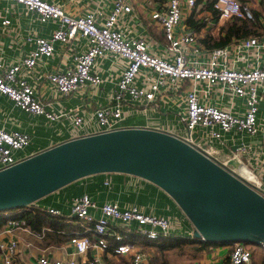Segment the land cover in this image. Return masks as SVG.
Returning a JSON list of instances; mask_svg holds the SVG:
<instances>
[{
  "label": "built area",
  "instance_id": "1",
  "mask_svg": "<svg viewBox=\"0 0 264 264\" xmlns=\"http://www.w3.org/2000/svg\"><path fill=\"white\" fill-rule=\"evenodd\" d=\"M71 1L74 0H64L65 3ZM0 2L20 4L40 21L56 22L48 37L27 38L35 46L20 62L4 66L0 61V94L7 96L20 110L43 116L49 122L69 119V139L127 127L123 125L126 116L156 111L164 104L171 110V107L176 109L174 114L183 132L172 127L155 129L196 145L215 160L219 159L220 150L212 142L224 144V134L254 136L262 129L259 104L264 100V27L257 35L232 38L224 46L207 48L184 21L185 12L195 7L196 0H166L150 15L165 41L164 55L159 56L152 52L147 32L139 30L137 12L128 0H112L109 8L97 6L76 16L67 13L64 5L47 0ZM213 7L221 19H254L250 5L239 0H213ZM9 23V18L1 21L2 25ZM77 38L83 39L85 47L72 54V64L47 72L44 80L55 96H69L87 87L100 88L108 82L109 72H117L122 67L108 103L91 113L78 107L59 111L48 108L49 104L37 97L28 79L20 75L22 69L29 72L38 62L51 57L57 44H74ZM98 58L101 60L99 69L95 63ZM209 94L216 96L218 102L211 103L207 98ZM237 100L243 103L236 104ZM225 102L228 106L223 104ZM30 142L29 133L0 126V170L32 155L20 153ZM234 151L230 157L218 161L264 196L262 179L237 157L245 151L243 143ZM230 160L237 165L232 166ZM244 168L251 178L239 172ZM110 183L109 179L105 181L106 186ZM46 214L51 218L63 215L54 207L47 208ZM65 218L69 223L79 224V229L68 233V242L77 254H83L89 248L108 249L106 238L110 236L116 242L112 253L129 255L130 264H147L148 256L126 240L129 233L135 231L147 239H156L175 230L167 215L145 213L137 204L120 205L115 200L99 205L87 194L72 197ZM7 223L8 232L24 224L14 218L8 219ZM133 223L135 229L131 226ZM260 246L264 251V241ZM0 250V264H12L16 241L0 243ZM227 259L228 264H249L251 251L243 242L236 241L229 249ZM36 264L109 263L94 254L83 263L75 257L64 260L39 255Z\"/></svg>",
  "mask_w": 264,
  "mask_h": 264
},
{
  "label": "crops",
  "instance_id": "2",
  "mask_svg": "<svg viewBox=\"0 0 264 264\" xmlns=\"http://www.w3.org/2000/svg\"><path fill=\"white\" fill-rule=\"evenodd\" d=\"M51 3H58L65 6V11L73 16L81 15L88 10L99 7H111L112 0H74L71 2H64V0H47ZM137 12V24L139 30L144 29L149 37V42L152 44V52L156 55L163 56L162 50L164 45V38L162 32L151 21V12L154 9L160 8L166 0H128ZM212 0H196V5L192 10L186 11L184 21L187 26L193 29L198 39H201L210 34L218 36L221 26L226 21L219 17L215 18L209 4ZM241 3H247L252 8V11L258 14L259 21L262 23L261 29L264 27V0H239ZM4 18H9L10 23L2 25L1 21ZM191 20L192 23H188ZM56 27V22L40 21L36 16L26 10L22 5L14 2H0V61L4 66L20 62L35 46L34 42L27 40L29 36H43L48 37L52 30ZM85 47L82 38H77L74 44L61 45L57 44L51 57L44 59L36 64V66L27 72L25 69L20 71V75L25 76L33 85L37 97L45 104H49L48 108L59 111L60 109L83 108L84 111L93 112L95 108L106 105L109 101L114 82L119 76L121 68L116 71L109 72L108 82L102 84L100 88L87 87L85 90H80L69 96H55L51 87L47 86L45 82V74L49 71H54L57 68H64L72 64V54L76 51H81ZM100 59L96 60V66L99 69ZM121 65H124L123 60ZM101 72V70H99ZM208 100L211 103H217L218 99L212 94L208 95ZM243 101L237 100L236 104H242ZM223 104H226L223 103ZM171 105V104H170ZM228 106V104H226ZM225 105V107H226ZM168 104L159 105L156 111H149L144 113H135L128 115L123 121L124 126H141L152 128H174L176 131L182 133L183 129L178 124L177 116L174 114L176 109ZM261 131L258 135L249 136L246 133H226L224 134V144L220 141L212 142L220 150L218 157L220 160L230 157L236 148L245 146V151L241 155H237L247 167L254 171L259 178L264 182V100L259 104ZM0 126L6 129H17L27 132L31 136L30 144L20 153L25 155L35 154L43 149H46L54 144L62 142L70 138L71 122L64 118L58 122H49L43 116L34 115L20 110L14 106L13 102L5 95L0 94ZM218 159V160H219ZM232 166H236V162H232ZM244 168L239 170L246 178L250 177V172ZM245 171V172H244ZM111 180L109 186L105 185L106 180ZM136 185V186H135ZM137 188V189H135ZM134 190L139 191V195L134 197ZM126 192L132 193L131 198L125 199ZM87 194L99 205L104 201H118L120 205L134 203L137 204L145 213L164 214L170 217L172 225L175 227L176 234L183 233L191 235L193 226L181 212L175 202L162 190L153 184L144 181L136 176L115 174V173H99L86 176L75 180L66 186L48 194L47 196L35 201L24 209L15 211L0 212V243H9L16 241V251L12 255V264H36V259L39 255H47L51 258L67 259L75 257L80 263L85 262L94 254H99L106 262L121 256L127 261L129 255H114L109 249L96 250L89 248L83 254H77L75 247L67 240L60 244H54L45 237L47 232L43 226L41 231H34L26 223L24 211H32V208H39L42 210L41 215L48 219H53L46 214L47 208L54 207L62 211L63 222L68 224V233L74 229H79V224L76 222L69 223L65 216L69 213V206L72 197L76 195ZM167 195V196H166ZM171 200H170V199ZM150 204V205H149ZM168 208V209H166ZM182 217V218H181ZM16 219L24 224L20 227L14 228L8 232V219ZM60 218V217H59ZM55 219V218H54ZM182 221V226L180 224ZM72 225V226H71ZM132 228L136 226L131 224ZM182 227V228H181ZM50 230V229H49ZM124 233L127 231L123 230ZM41 233V234H38ZM173 235V236H179ZM91 236V235H90ZM70 237V235H69ZM110 237V236H108ZM107 237V238H108ZM170 237V236H169ZM106 238V239H107ZM193 238V237H192ZM112 237L107 239L112 241ZM201 239V238H200ZM127 241L133 242L137 247L146 249L147 264H151L156 258L157 250L142 243V236L133 231L127 236ZM232 243V242H230ZM219 243L215 245H208L196 255L190 256L191 262L188 264H228V252L233 244ZM249 248V247H248ZM250 250V249H249ZM171 251V250H170ZM170 251H165L164 256L167 264H174L170 257ZM175 253L174 251H172ZM177 255V254H175ZM1 256V250H0ZM164 260L163 258L158 259ZM262 261L264 264V251L259 245V252L254 253L251 250V260L249 264H256ZM176 263V262H175ZM180 264H184L180 262Z\"/></svg>",
  "mask_w": 264,
  "mask_h": 264
},
{
  "label": "water",
  "instance_id": "3",
  "mask_svg": "<svg viewBox=\"0 0 264 264\" xmlns=\"http://www.w3.org/2000/svg\"><path fill=\"white\" fill-rule=\"evenodd\" d=\"M99 173L136 176L157 186L192 224L194 238L264 241V196L196 145L141 126L64 140L0 170V212L24 209Z\"/></svg>",
  "mask_w": 264,
  "mask_h": 264
},
{
  "label": "trees",
  "instance_id": "4",
  "mask_svg": "<svg viewBox=\"0 0 264 264\" xmlns=\"http://www.w3.org/2000/svg\"><path fill=\"white\" fill-rule=\"evenodd\" d=\"M209 9L212 10L215 18L219 17V12L213 7V0L210 1ZM254 19L253 20H243L240 18L233 17L226 21L223 26L220 28L218 36H212L207 34L201 39V43L207 48H215L226 45L232 38L245 37L249 35H257L262 27V23L259 21V16L253 11ZM188 23H192L191 20H188ZM121 176L125 174H120ZM167 196V195H166ZM125 197V196H124ZM170 199V198H169ZM171 200V199H170ZM32 211H24L23 215L25 216L26 223L34 231H41L43 226H48L50 230H46L45 237L54 244H60L61 242L69 240L68 234V224L63 222V217L47 219L46 216L41 215L42 210L39 208H32ZM72 226V225H71ZM79 227V226H78ZM179 236H173L178 235ZM171 231L168 236H160L156 239H147L142 236V243L149 244L157 250V255L154 256L156 259L151 264H167L164 253L165 251H175L179 254H188L196 255V253L203 250L208 245H215L219 243H230V242H208L200 238H192L191 235L178 233ZM170 236V237H169ZM108 237L107 239H109ZM113 242L108 241V249L110 251L116 246V242L112 239ZM149 242V243H148ZM248 242V241H245ZM233 243V242H232ZM251 243V242H250ZM178 250V251H177ZM164 260L158 259L163 258ZM109 264H114L113 261L108 260ZM122 264H130L125 260Z\"/></svg>",
  "mask_w": 264,
  "mask_h": 264
},
{
  "label": "rangeland",
  "instance_id": "5",
  "mask_svg": "<svg viewBox=\"0 0 264 264\" xmlns=\"http://www.w3.org/2000/svg\"><path fill=\"white\" fill-rule=\"evenodd\" d=\"M127 175V174H126ZM141 179V178H140ZM142 180H144V179H142ZM145 181V180H144ZM136 186V185H135ZM155 186V185H154ZM157 187V186H156ZM135 189H137V188H135ZM161 190V189H160ZM134 197H136V199H137V196H135V195H139L138 194V192L139 191H137V190H134ZM131 194L132 193H129V192H126V195H125V199H129L130 200V198H131ZM150 205V204H149ZM166 209H168V208H166ZM15 210H18L17 208H14V209H10V210H6V211H15ZM2 212H5V211H2ZM182 218V217H181ZM182 221H180V224H181V226H182V223H181ZM182 228V227H181ZM234 243V242H233ZM233 243H230V244H233ZM243 244L245 245V246H247V247H249V249H250V251L252 250V251H254V253H258L259 252V244H254V243H250V242H243ZM143 251L146 253L147 252V250L146 249H143ZM178 251V250H177ZM171 252V254H168V255H170V257H172L171 258V260L174 262V264H180V262H182V263H184V264H188V262H191L190 260V256H191V254L188 252V254H186V255H190L189 257L188 256H186L185 254H179L178 252H175V253H173L172 251H170ZM175 254H177V255H175ZM114 260V264H122L126 259L124 258L123 259V257H121V256H119V257H117L116 259H113ZM128 262H129V260H128ZM176 262V263H175ZM256 264H263V262L262 261H259V262H256Z\"/></svg>",
  "mask_w": 264,
  "mask_h": 264
},
{
  "label": "bare ground",
  "instance_id": "6",
  "mask_svg": "<svg viewBox=\"0 0 264 264\" xmlns=\"http://www.w3.org/2000/svg\"><path fill=\"white\" fill-rule=\"evenodd\" d=\"M247 171V170H246ZM245 172V171H244ZM248 172V171H247ZM246 174H248V173H246ZM236 242V241H235Z\"/></svg>",
  "mask_w": 264,
  "mask_h": 264
}]
</instances>
